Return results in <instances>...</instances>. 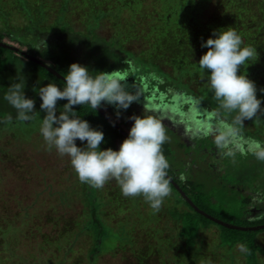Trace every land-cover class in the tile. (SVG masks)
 Masks as SVG:
<instances>
[{
  "label": "trees",
  "instance_id": "trees-1",
  "mask_svg": "<svg viewBox=\"0 0 264 264\" xmlns=\"http://www.w3.org/2000/svg\"><path fill=\"white\" fill-rule=\"evenodd\" d=\"M209 1L55 0L52 3L49 0H11L25 20L23 25L11 26L8 23L10 12L3 8L5 0L4 2L0 0L2 19L0 41L15 47L13 49L0 45V161L14 158L10 147L16 149L15 145L20 144L16 141L8 145L5 140L8 136L23 142L27 140L31 142L33 135L41 136L39 129L45 113L39 107V87L47 82L61 87L64 84L62 78L31 57L40 59L63 77L71 62L88 66L93 70V74L96 71H108L121 77L126 76L122 81L126 90L133 92L136 90L139 94L137 100L133 101L134 104L143 105L140 100H145L147 106L149 105L147 99H152L154 104L151 105L170 103L181 110L192 108L197 116L209 115L217 124L213 123L211 130L204 132L200 137L212 136L213 142L205 146L210 150H217L215 147L223 144L218 143V140L228 136L223 131H218L217 128L221 125L227 126L238 136L264 145V0H214L215 4L224 2L231 10L235 9L227 26L234 27L242 36L244 45H251L258 54L257 57L254 55L247 65L241 67V72L245 71L255 82L262 107L243 123H236L238 115L236 110L229 111L221 107L220 101L210 87L207 71L201 70L198 66L200 55L206 51L201 47V42L212 35L213 29L224 27L226 23L225 20L219 22L227 13L218 8L209 12V16L203 20L197 16L203 7L208 6ZM147 3L149 8L151 5L154 8L149 9ZM124 13L129 15V20L121 17ZM112 20L115 22L125 20V24L118 31L113 24L106 26V22ZM134 39L143 40L142 47L137 52L127 47ZM8 40L15 41L16 45ZM164 49L167 50L170 59L168 64L162 67L163 63L157 54ZM23 76L25 95L34 100L36 111L28 121L18 119L16 110L4 99L9 84L17 77ZM65 102V100L57 102L58 113L63 110ZM133 102L127 109L119 111H109L110 107H115L106 102L100 107L123 132L98 109L94 110L87 104L73 107L76 115L82 116L91 126L102 129L105 142L100 147L116 149V141H121L127 135L128 130L123 127L126 124L123 114L126 112L133 114L135 108ZM194 104L195 106L191 107ZM146 113L150 115L149 112ZM9 116L11 119H8ZM130 126L131 124L128 129ZM76 143L80 145L82 142L76 140ZM222 148L223 146L219 149ZM226 148L220 150V156L238 154L245 157L247 152H254V149ZM162 151L169 162L167 174L179 184L199 209L219 220L239 226L264 223V204L263 208L260 207L262 211L260 214L254 216L248 214L253 205L252 190L259 194L256 200L260 201L264 200V188H260L254 181L245 183L244 186H233L232 181L228 180L230 182H226V185L232 191L237 189L244 192L242 203L243 207H246V215L243 218L238 216L236 221L229 222L211 210L209 200L200 199L204 194L200 190L201 183L195 182L188 175L180 165L181 162H177V165L171 164V149L167 142L163 143ZM75 175L77 176L76 172ZM232 178L238 179L237 175ZM245 179L250 180L247 175ZM75 182L82 185V198L87 205L84 221L76 231L85 235L89 244L80 252L77 260L66 264H96L98 257L103 254H115L128 248L142 259L139 264H145L144 259L153 258L155 259L149 261L152 264H264V227L246 230L218 223L195 210L180 194L182 207L179 206V199L173 202L169 199L167 201L171 202L168 203L169 206L162 203L160 209L156 211L142 196H123L118 182L115 181V185L110 187L111 199H107L106 203H111L117 211L122 208L118 203H123L124 207L132 209L130 212L136 219L146 220L148 223L145 226L151 225L147 233L150 240L146 241L144 246L138 245L137 248H133L137 245L134 228L129 226L127 228L122 223L115 227L106 223L103 215H107V212L104 214L105 211L101 208L103 200L99 198L97 188L82 183L78 176ZM169 186L171 190L179 193L170 181ZM245 188L250 192H245ZM74 191L73 187L67 189L69 194ZM63 195L67 196L65 192ZM159 213L165 214L168 221L172 222V226H157ZM4 216L0 223V264H36L35 261H29L30 257L10 251L6 238L9 235L16 236L21 230L26 234L35 235L41 231V222L45 216L42 214L40 216L37 212H26L17 219L6 214ZM14 221L19 222L14 224ZM60 221L61 219H57V224ZM70 225L71 223L63 221L62 227H58L54 243L47 235L42 234L44 237L42 241L50 246L43 249L45 256L41 255L39 264L63 263L65 254L60 253L58 256V253L64 247V241L68 242L69 234L65 233L69 229L71 233ZM210 229H214V237L212 235L206 239ZM82 239L86 240L85 237ZM238 244H244L248 252L241 253ZM46 250H51L50 254L53 256L46 255L48 253ZM4 251L9 252L8 255H5ZM236 254L241 256L240 261L235 259Z\"/></svg>",
  "mask_w": 264,
  "mask_h": 264
},
{
  "label": "rangeland",
  "instance_id": "rangeland-1",
  "mask_svg": "<svg viewBox=\"0 0 264 264\" xmlns=\"http://www.w3.org/2000/svg\"><path fill=\"white\" fill-rule=\"evenodd\" d=\"M53 1L55 0H49V2L52 3ZM10 2L11 0H5L3 4V8L10 12L8 15L9 25H23L25 23L24 18L17 11L16 6H13L12 2ZM214 2V0H210L208 6L203 7L204 9L202 12L197 13V16L203 20L207 15L209 16V12H213L217 8L218 10H225L227 14L222 16L219 22L225 20V26H227L233 17L231 13H233L235 9L231 10L224 2H218L216 4ZM148 5L147 3L146 6L149 8ZM152 7L153 5H151L149 9H152ZM121 17L125 18V20H129L130 18L129 15H125V13ZM125 20L123 22H115L112 20L106 22V26L113 24L117 27L116 29L120 31L125 24ZM1 25L2 19L0 17V26ZM123 29L125 30L126 28L124 27ZM8 41L16 45L15 41ZM142 41V39H134L127 47L137 52L142 47ZM22 47L23 46H21V48ZM157 55H159L158 57L163 63L162 67H165L170 59L167 50L164 49L159 51ZM147 101L149 103L147 106L145 100H140L143 105L134 104L135 102H133L135 107L133 109V114L129 112L123 114V119L126 121L123 127L128 130L133 115L150 116L159 120L167 137L165 142L168 143L171 149V164L177 165V162H181L180 165L184 167L183 169L187 171L188 175L195 182L201 183L200 190L204 194H202L200 199H202V201L209 200L211 210L217 213V215L228 219L229 222L233 223L238 216L243 218L246 215V207H243L242 203L244 192L237 189L232 191V189L226 185V182L229 183L230 181L228 180H231L233 186H244L245 183L254 181L260 188H264V161L258 160L253 151L247 152L245 157L238 154L237 156L233 154L223 157L220 156V150H226V147L238 150H251L254 149L252 147L253 141L238 136L227 126L221 125L217 128L218 131H223L224 134L228 136H223V144L219 147L216 146L215 148L217 150H210L208 149L209 147L205 146L213 142L212 136H200L204 135V132L210 131L213 123L217 124L212 117L206 114L197 116L192 108L181 110L172 106L170 103L151 105L154 104V101L152 99H147ZM193 106H195V104L191 107ZM109 109L111 112L114 110L119 111L116 107H110ZM146 112H149L150 115ZM31 138V142L30 140L24 142L22 140H14L10 136H8V139L5 138L8 145L16 141L20 144L15 145L17 147L16 149L13 146L12 148L10 147L11 155L14 156V158H5L3 161H0V223H2V218L5 217L4 214L10 215L11 217L13 216L17 219L26 212H37L40 216L41 214L45 216L43 217V219H45L41 222V231L36 232L35 235L26 234V232L22 230L18 232L16 236L9 235L6 238L9 241V250L14 253L16 252L28 256L30 257L29 261H35L36 264H39L41 255L45 254L43 249L50 246L49 244H44L45 242L42 241L44 238L42 234L47 235L49 240L54 243V239L57 238L56 232L58 231V227H62L63 225L61 226V224L64 221L71 223L70 227L72 226V230L71 233L70 229L66 231L65 234H69L67 237L68 242L64 241L65 245L60 249L58 256L60 253L62 255L65 254V260H62V264L73 262L79 258L80 252H83L84 247L87 248L89 244L87 237L76 231L83 223L85 213L87 212V205L82 198V185H78L77 182H75L77 176L67 156H62L54 147L50 148L47 146L46 142L44 140L42 141V136L38 137L33 135ZM120 142V140L116 141V148L119 146ZM221 146H223V148L219 149ZM236 175L238 179L232 178ZM246 175L250 180L245 179ZM115 181V179L109 180L102 188L97 189L99 198L103 200V207L101 208L105 211L104 214L107 212V215H103V220L113 227L122 223L125 224L127 228L128 226L134 228L137 245L133 248H137L138 245L144 246L146 241L150 240L147 233L151 225L149 226L147 224L145 226V224L148 223L146 220L140 218L136 219L130 212L132 209L124 207L123 203H118L122 205L120 211L114 209L111 203H106L107 199H111L112 191L110 192V187L115 185ZM260 181L261 183H257ZM71 187H73L75 191L69 194L67 189L70 190ZM252 191L253 205L248 212L250 216L260 214L262 212L261 208H263L262 205L264 204L263 199L260 201L256 200L259 194L254 190ZM64 192L67 194L65 197L63 195ZM245 192H250V190L245 188ZM169 199L172 200L171 202L176 199L180 200V195L170 189L169 195L164 198V205L169 206L171 203L167 202ZM179 202V206L182 207V201L180 200ZM255 202L258 203L255 204ZM257 205L259 207H257ZM46 216L49 217L46 218ZM158 218L159 221L156 223L157 226H172V222L168 221L165 214L159 213ZM57 219H61L58 224ZM18 222L19 221H14V224H18ZM213 234L214 229H210L206 239ZM84 237L86 240L83 241L82 238ZM132 241L133 239L131 238V242ZM40 243L42 244L40 245ZM143 246L141 248H143ZM70 247L72 248L71 250ZM47 251L48 250L45 252ZM4 252L5 255L9 253L6 251ZM50 253L51 250L48 251L46 255L49 257L53 256ZM234 257L238 261L241 260L240 255L236 254ZM154 259L155 258L150 260L144 259V262L145 264H152L149 261ZM141 260L142 259L138 257V255L132 253L128 248L124 251L120 250L115 252V254L105 253L98 257L96 264H139ZM42 264H45V262Z\"/></svg>",
  "mask_w": 264,
  "mask_h": 264
},
{
  "label": "clouds",
  "instance_id": "clouds-1",
  "mask_svg": "<svg viewBox=\"0 0 264 264\" xmlns=\"http://www.w3.org/2000/svg\"><path fill=\"white\" fill-rule=\"evenodd\" d=\"M201 47L206 51L200 55L198 66L207 71L210 87L221 107L238 112L236 123L252 118L262 103L255 82L245 71L241 72V67L254 55L257 57L256 49L245 46L242 36L231 26L213 29L212 35L201 42ZM125 77L108 71L93 74L88 66L71 62L62 87L48 82L39 87V107L45 113L39 131L50 148L69 158L82 183L99 189L115 179L123 196H142L158 211L170 193L169 162L162 151L167 137L161 122L150 116L133 115L119 146L102 148L100 145L105 142L102 129L76 115L73 107L87 104L96 110L106 102L118 110L127 109L139 94L136 90H126L122 83ZM24 87V76L17 77L9 84L4 99L16 110L18 119L28 121L36 111L34 100L25 95ZM59 100L66 102L58 113ZM76 140L82 143L78 145ZM222 142L223 137L218 140ZM252 147L255 157L264 161V145L253 141ZM238 249L241 253L248 252L244 244H238Z\"/></svg>",
  "mask_w": 264,
  "mask_h": 264
},
{
  "label": "water",
  "instance_id": "water-1",
  "mask_svg": "<svg viewBox=\"0 0 264 264\" xmlns=\"http://www.w3.org/2000/svg\"><path fill=\"white\" fill-rule=\"evenodd\" d=\"M0 45H4V46H8L10 48H15L13 47L12 45H9V44H6L2 41H0ZM32 59L36 60L37 62H39L41 65L45 66L47 69H49L52 73H54L55 75H57L58 77L62 78L63 79V76L61 74H59L57 71H55L53 68H51L50 66H48L46 63L42 62L40 59H37V58H34V57H31ZM64 80V79H63ZM97 109L107 118L109 119L121 132H123L119 127L118 125L112 121L110 119V117L103 111V109H101L100 107H97ZM167 177L169 179V181L172 183V185L175 187V189L179 192V194L197 211H199L200 213L204 214L205 216L211 218L212 220L218 222V223H221V224H224L226 226H229V227H234V228H238V229H258V228H261V227H264V223L262 224H257V225H250V226H239V225H235V224H231V223H227V222H224L222 220H219L209 214H207L206 212L202 211L201 209H199L189 198L188 196L185 194V192L180 188L179 184L177 182H175L168 174H167Z\"/></svg>",
  "mask_w": 264,
  "mask_h": 264
}]
</instances>
